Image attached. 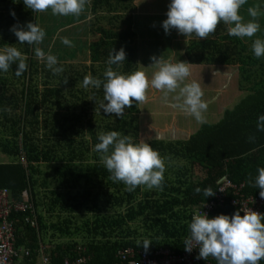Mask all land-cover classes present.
<instances>
[{
  "label": "trees",
  "instance_id": "obj_1",
  "mask_svg": "<svg viewBox=\"0 0 264 264\" xmlns=\"http://www.w3.org/2000/svg\"><path fill=\"white\" fill-rule=\"evenodd\" d=\"M135 11L134 0H91L89 63L80 68L58 61L56 67L63 72L54 75L46 61L33 59L35 45L18 44L10 30L34 23L36 12L26 8L23 0H0V49L14 45L28 65L20 76L15 74L16 64L0 71V96L5 103L0 106L4 125L0 152L12 160L0 164V188H8L18 200L26 190L36 220L32 225L26 219L28 210L11 213L15 245L29 251L21 264H38L40 253L51 264L79 258L85 259L84 264H115L118 250L132 247L145 252L137 243L144 239L152 242L148 254L161 247L181 254L193 211L210 198L203 191L197 194L196 188L214 191L226 175L235 184L243 183V193L259 196L260 189L254 185L258 169L264 167V131L257 130L258 117L264 115V57H255V40L244 42L229 35V25L223 22L205 40L195 34L187 37L184 61L234 67L242 98L219 121L203 123L186 139L143 141L164 158L162 190L138 186L128 191L123 182L110 179L102 153L94 150L98 137L118 131L140 143L139 104L126 108L122 117L105 114L100 108L102 86L85 88L83 79L91 75L104 81L109 54L121 48L126 61L112 65L113 70L123 75L138 71ZM225 211L235 212L228 203ZM207 263L217 261L212 257L200 261Z\"/></svg>",
  "mask_w": 264,
  "mask_h": 264
},
{
  "label": "clouds",
  "instance_id": "obj_2",
  "mask_svg": "<svg viewBox=\"0 0 264 264\" xmlns=\"http://www.w3.org/2000/svg\"><path fill=\"white\" fill-rule=\"evenodd\" d=\"M23 3L26 8L36 13L51 9L53 15L79 16L88 0H23ZM246 3L247 0H171L166 13L167 19L162 22V27L166 34L175 29L185 37L195 34L205 40L223 22L229 25V35L241 39L251 38L260 28L255 22L260 12L259 6L248 8L253 19L243 22L239 12ZM11 15L15 17V12H11ZM10 30L18 38V44L38 45L45 36L39 25L32 22H28L26 27L14 25ZM62 43L73 46L67 38ZM252 50L256 58L264 57V40L256 39ZM34 51L37 58L46 61L47 68L54 75L63 72L62 67H56V56H45L39 47ZM26 60L27 57L14 45H5L0 49V71L7 72L16 64L15 74L20 76L27 71ZM152 60L151 66H155L157 71L150 80L144 71L123 75L114 71L112 65L119 66L126 61V53L123 48L119 51L112 50L107 61L108 68L104 73L105 80L86 75L83 86L97 89L102 86L104 100L100 108L105 114H114L116 117H122L125 109L131 108L134 102L145 103L150 87L162 92L166 100L170 93H176L172 97L175 101L172 107L193 116L197 122L204 123L203 113L208 108L203 100L204 92L198 82H185L191 75L190 64L183 61L173 64L155 56ZM257 130L264 131V115L258 117ZM98 139L100 142L95 145L94 150L102 153L100 159L111 174L110 179L113 182H123L128 191H133L138 186L162 190L166 171L164 158L149 143H133L130 136H122L118 131L102 133ZM254 186L260 189L259 196L264 199V167L258 169ZM201 191L205 197L215 195L211 187L195 189L197 194ZM243 212L244 215L237 211L231 217L221 214L214 218H209L203 212L194 214L189 224L190 235L184 241L185 251L191 252L194 248H199L198 259L208 260L212 257L217 264H259L264 259V214L250 208H245ZM137 243L145 252L152 244L149 239H144L142 244L139 241Z\"/></svg>",
  "mask_w": 264,
  "mask_h": 264
},
{
  "label": "rangeland",
  "instance_id": "obj_3",
  "mask_svg": "<svg viewBox=\"0 0 264 264\" xmlns=\"http://www.w3.org/2000/svg\"><path fill=\"white\" fill-rule=\"evenodd\" d=\"M134 2L135 5L138 4L140 13L143 12L138 16L135 26L136 42L141 49L137 61L138 71H144L150 80L157 71L155 66H151L153 56L173 64L185 62L183 55L187 37L179 34L175 29L166 34L162 27V22L167 19L166 13L171 0H134ZM89 3L90 0L79 16L53 15L51 9L36 13L34 23L45 32V36L42 43L35 46L41 48L45 56L54 55L57 61H66L74 67L88 64L84 62V58L87 56L86 43L90 39L87 32ZM255 6H259L260 15L255 18V22L260 28L253 37L242 38L244 42L264 40V0H247V3L241 6L239 14L243 17V22L247 23L253 19L248 13V8ZM64 38L70 40L73 46L63 44ZM74 55L76 59L72 58ZM35 60L45 62L40 59ZM189 67L191 75L185 82H198L204 92L203 100L208 104L207 111L203 113L204 123H216L223 112L232 109L243 96V93L237 91L236 69L227 66L193 64ZM174 95L176 93H170L166 100L162 92L151 87L147 90V101L139 104L138 140L140 142L154 138L186 139L203 124L184 111L172 107L175 103L172 99ZM4 160V157H0V162Z\"/></svg>",
  "mask_w": 264,
  "mask_h": 264
},
{
  "label": "built area",
  "instance_id": "obj_4",
  "mask_svg": "<svg viewBox=\"0 0 264 264\" xmlns=\"http://www.w3.org/2000/svg\"><path fill=\"white\" fill-rule=\"evenodd\" d=\"M21 163L25 164L23 157ZM243 183L235 184L226 175H223L218 181L213 192L214 196L206 201H202L193 211L203 212L209 218H214L218 215L232 216L225 211V205L228 203L235 210L240 211L244 215L243 210L250 208L252 211L263 213L264 199L260 196L245 194L242 191ZM29 211L26 219L32 224H36L35 211L29 199V193L23 190L21 199H15L10 190L6 187L0 188V264H19L24 257L29 255V251L25 247L15 245V227L12 212ZM233 214V215H234ZM199 248H194L191 252L183 251L181 254H175L169 248L161 247L159 250L148 254L144 251L135 252L132 247H127L125 250H118L116 253L117 263L115 264H200L201 259H198ZM85 259L79 258L76 261L65 260L63 264H84ZM42 264H50L46 257H42ZM208 264V263H207Z\"/></svg>",
  "mask_w": 264,
  "mask_h": 264
},
{
  "label": "crops",
  "instance_id": "obj_5",
  "mask_svg": "<svg viewBox=\"0 0 264 264\" xmlns=\"http://www.w3.org/2000/svg\"><path fill=\"white\" fill-rule=\"evenodd\" d=\"M91 1V0H90ZM138 2V1H137ZM141 11H140V9H139V6H138V4L136 3V11L134 12V28H135V26H136V22H137V18H139L138 16H140V15H142L143 14V12L142 13H140ZM90 17V16H89ZM89 17L87 18V20L89 19ZM76 23V22H75ZM186 41H187V38H186ZM36 47V46H35ZM140 51H141V49H139ZM139 57V56H138ZM33 59L35 60V59H39V58H37L36 56H35V54H34V57H33ZM74 59H76L75 57H74ZM84 62H88L89 63V61H87V56H86V58H84ZM35 61H37L38 63L39 62H41V61H39V60H35ZM4 106L5 105V103H4V100H3V97L2 96H0V106ZM0 112H1V108H0ZM2 121H3V118H2V116H1V113H0V129H2V128H4V125L2 124ZM0 157H4L5 158V160H4V162H0V164H8V163H10V162H12V160L9 158V157H7L6 155H4V154H2L1 152H0ZM22 157V156H21ZM21 157H20V159H21ZM23 164V163H22ZM42 250H43V248H42ZM42 257H46L43 253H40V255H39V259H38V264H42ZM47 259H48V261L50 262V260H49V258L48 257H46ZM22 261V260H21ZM19 264H21V262H19ZM51 264V263H50Z\"/></svg>",
  "mask_w": 264,
  "mask_h": 264
}]
</instances>
